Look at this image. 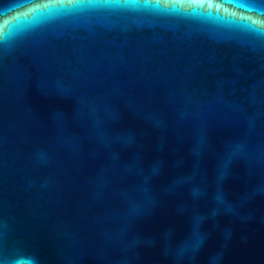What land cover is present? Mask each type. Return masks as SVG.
<instances>
[{
  "label": "water",
  "instance_id": "1",
  "mask_svg": "<svg viewBox=\"0 0 264 264\" xmlns=\"http://www.w3.org/2000/svg\"><path fill=\"white\" fill-rule=\"evenodd\" d=\"M32 261L264 264V0H0V264Z\"/></svg>",
  "mask_w": 264,
  "mask_h": 264
},
{
  "label": "clouds",
  "instance_id": "2",
  "mask_svg": "<svg viewBox=\"0 0 264 264\" xmlns=\"http://www.w3.org/2000/svg\"><path fill=\"white\" fill-rule=\"evenodd\" d=\"M13 259H15V257H13ZM31 264H35V262H34V261H32V262H31Z\"/></svg>",
  "mask_w": 264,
  "mask_h": 264
}]
</instances>
